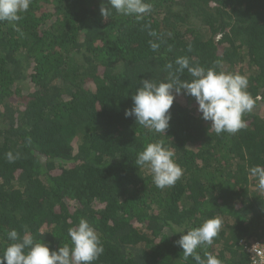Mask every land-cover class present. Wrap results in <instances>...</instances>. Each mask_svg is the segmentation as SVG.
Wrapping results in <instances>:
<instances>
[{
	"label": "trees",
	"instance_id": "obj_1",
	"mask_svg": "<svg viewBox=\"0 0 264 264\" xmlns=\"http://www.w3.org/2000/svg\"><path fill=\"white\" fill-rule=\"evenodd\" d=\"M102 2L32 0L21 20L0 22V255L9 230L58 249L83 217L102 236L93 264H196L175 232L218 216L221 230L197 253L253 264L241 241L264 237V190L250 173L264 167V0H149L139 21L114 9L103 18ZM177 57L246 75L247 127L217 135L186 95L166 135L125 117L141 80L166 79ZM156 140L183 169L164 189L134 164Z\"/></svg>",
	"mask_w": 264,
	"mask_h": 264
},
{
	"label": "clouds",
	"instance_id": "obj_2",
	"mask_svg": "<svg viewBox=\"0 0 264 264\" xmlns=\"http://www.w3.org/2000/svg\"><path fill=\"white\" fill-rule=\"evenodd\" d=\"M31 3L32 0H0V22L21 20V14L27 12ZM152 8L149 0H106L100 5V14L103 18H109L114 9L118 14L134 16L139 21L151 13ZM148 34L159 39L155 31L150 30ZM149 45L154 52L159 48V44L151 40ZM188 50L191 51V45ZM174 64L175 67L172 62L166 64L168 76L164 80H141L131 96L132 106L125 110V117H134L135 123L149 131L165 134L170 126V109L174 100L178 95H186L195 99L201 118L211 122L210 128L217 135H234L247 127L244 115L253 110L255 100L248 92L249 80L246 75L224 71L219 60L204 67L190 63L188 57H177ZM185 70L191 79L181 78ZM5 156L9 163H14L20 154L14 155L9 151ZM134 164L146 166L153 183L160 189L174 186L183 175L176 153L163 140L147 143L137 153ZM250 173L257 178L258 188L264 190V167L254 166ZM222 223L220 217L213 216L197 227L178 228L175 233H180V236L175 243L182 248L183 258L187 260L192 257L196 264H222L213 253L205 252L202 258L196 251L213 243ZM68 236L70 243L53 249L49 244L34 239L31 234L21 236L17 230H9V243L0 255V264H93L104 252L101 234L86 218L82 217L78 224L70 227Z\"/></svg>",
	"mask_w": 264,
	"mask_h": 264
},
{
	"label": "built area",
	"instance_id": "obj_3",
	"mask_svg": "<svg viewBox=\"0 0 264 264\" xmlns=\"http://www.w3.org/2000/svg\"><path fill=\"white\" fill-rule=\"evenodd\" d=\"M241 243L253 258V264H264V237L256 238L251 241L242 240Z\"/></svg>",
	"mask_w": 264,
	"mask_h": 264
}]
</instances>
